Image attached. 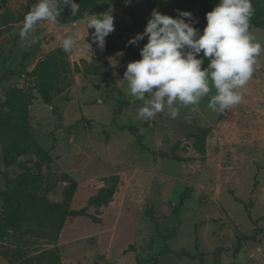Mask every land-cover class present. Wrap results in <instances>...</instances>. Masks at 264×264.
I'll return each instance as SVG.
<instances>
[{
  "label": "rangeland",
  "instance_id": "obj_1",
  "mask_svg": "<svg viewBox=\"0 0 264 264\" xmlns=\"http://www.w3.org/2000/svg\"><path fill=\"white\" fill-rule=\"evenodd\" d=\"M36 2L0 0V15H24ZM102 2L115 7L112 43L120 45L135 37L131 20L120 7L128 0ZM157 9L172 17L180 10L176 0H159ZM190 13L194 26L202 31L205 23L199 9ZM87 23V18L58 26L40 22L23 41L19 36L23 22L3 30L0 103L4 91L13 86L35 97L30 108L32 136L50 154L51 162L40 163L33 156L19 159L30 169L34 193L64 204L69 185L61 182L63 175L83 183L123 174L124 196L119 205L97 209L91 200L98 191L79 188L69 209L87 208L99 223L80 217L75 227L64 226L56 242L39 233L11 238L7 245L22 249L27 258L51 252L62 264H264V51L257 57L259 69L238 90L241 102L223 113L208 107L213 88L196 105L177 104L175 119L165 110L142 121L137 118L142 102L126 94L123 76L127 63L140 59L145 39L139 47L129 45L107 55L111 78L74 75L73 87L54 99L62 117L58 121L23 74L68 36L76 41L68 52L71 62L98 56L100 48L91 39L94 29H87ZM250 33L264 46V30ZM207 65L205 60L202 69ZM129 127L139 129L144 150ZM200 129L209 130L205 158L193 150ZM161 152L169 157H161ZM173 154L183 161L173 160ZM1 155L0 148V221L7 180L26 172L17 165L6 167ZM0 264L9 263L0 257Z\"/></svg>",
  "mask_w": 264,
  "mask_h": 264
},
{
  "label": "trees",
  "instance_id": "obj_2",
  "mask_svg": "<svg viewBox=\"0 0 264 264\" xmlns=\"http://www.w3.org/2000/svg\"><path fill=\"white\" fill-rule=\"evenodd\" d=\"M74 2L79 4V12L72 16L69 8L61 5L63 12L58 17V25L76 23L86 19L88 13L99 14L115 8L114 5L105 6L102 0H74ZM158 3L159 0H141L120 7L131 20L132 28L138 34L143 32L147 19L152 10L157 9ZM176 3L181 11L192 12L198 8L199 17L206 26L205 14L213 9L218 0H176ZM251 3L254 11L249 31L264 30V0H251ZM25 14L17 16L5 12L0 15V35L3 30L12 25L22 23ZM127 32L130 33L129 30ZM105 40L106 55L100 59H94L91 63L84 59L79 62H71L69 53L65 52L62 47H58L39 59L30 72L23 74L33 91H36L43 104L51 109L58 121H61L62 117L58 107L54 105V99L73 87L74 75L81 74L87 79L98 76L106 79L111 78L113 69L107 55L115 54L129 47L125 41H121L120 45L112 43L110 34ZM138 57L140 58V55ZM3 97L4 100L0 103L1 159L6 167L17 165L26 172L14 180H7L5 189L1 193L3 215L0 221V257L9 264L16 262H21V264H62L60 259L51 252L27 258L22 249H11L7 245V241L18 236L42 233L51 242H56L64 226L75 227L77 219L80 217L90 218L95 223H99V219L89 215L87 208L72 210L69 209L68 203L73 200L79 188L89 187L98 191L91 200L92 206L99 209L109 204L119 205L124 196L127 179L123 174H118L100 180L78 183L70 176L63 175L61 182L69 185L65 193L66 203H51L47 198L38 196L32 191L34 179L30 174L29 167L25 162L19 161L22 157L33 156L40 163L51 162L50 154L32 136L30 108L35 97L33 92L15 86L7 88ZM127 130L138 139L141 146L143 137L140 135L139 129L129 127ZM208 135V129H200L199 133L194 136L193 150L202 158H205L207 153ZM140 148L144 150L142 146ZM171 156L175 161H183L174 154ZM253 239L254 237H245V240ZM198 243L199 237L196 230V246Z\"/></svg>",
  "mask_w": 264,
  "mask_h": 264
},
{
  "label": "clouds",
  "instance_id": "obj_3",
  "mask_svg": "<svg viewBox=\"0 0 264 264\" xmlns=\"http://www.w3.org/2000/svg\"><path fill=\"white\" fill-rule=\"evenodd\" d=\"M61 5L68 7L72 16L80 10L74 0H37L24 16L21 40L28 39L40 22L58 26ZM176 11L177 16L172 17L154 8L143 32L127 42L139 47L147 38L140 48V59L128 62L123 76L126 94L142 102L137 110V118L142 121L165 110L175 119L179 115L177 104L196 105L213 88L215 94L208 107L223 113L241 102L242 93L238 90L260 67L257 57L264 46L255 42L249 31L254 11L251 0H218L205 14L202 31L194 26L190 12ZM87 21V29H94L92 43L103 49L105 38L115 30L111 9L88 13ZM75 45L72 36L61 43L65 52H71ZM205 60L208 65L202 69Z\"/></svg>",
  "mask_w": 264,
  "mask_h": 264
},
{
  "label": "crops",
  "instance_id": "obj_4",
  "mask_svg": "<svg viewBox=\"0 0 264 264\" xmlns=\"http://www.w3.org/2000/svg\"><path fill=\"white\" fill-rule=\"evenodd\" d=\"M58 47H61L60 45L59 46H57V47H55V48H53V49H51L50 51H52V50H54V49H56V48H58ZM49 51V52H50ZM49 52H47V53H49ZM46 53V54H47ZM106 55V52H105V47L103 48V49H100L99 50V55L98 56H91L90 58H85V57H82V58H84V60H86V61H88V62H91L92 60H93V58H102L103 56H105ZM111 59V57L110 56H108V60H110Z\"/></svg>",
  "mask_w": 264,
  "mask_h": 264
},
{
  "label": "water",
  "instance_id": "obj_5",
  "mask_svg": "<svg viewBox=\"0 0 264 264\" xmlns=\"http://www.w3.org/2000/svg\"><path fill=\"white\" fill-rule=\"evenodd\" d=\"M94 87H95V89H100V85H98V84H94ZM160 156L161 157H165V158H168L169 157V155L168 154H166V153H164V152H161L160 153ZM98 264V263H97Z\"/></svg>",
  "mask_w": 264,
  "mask_h": 264
}]
</instances>
